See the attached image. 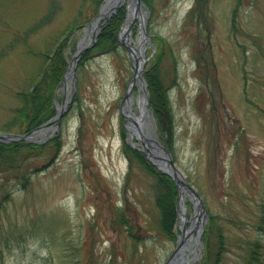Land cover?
<instances>
[{"label": "rangeland", "instance_id": "1", "mask_svg": "<svg viewBox=\"0 0 264 264\" xmlns=\"http://www.w3.org/2000/svg\"><path fill=\"white\" fill-rule=\"evenodd\" d=\"M52 1L58 4L52 21L30 29ZM141 1L145 28L135 18L129 32L133 40L147 37L141 77L151 127L160 139L148 76L170 98L172 119L163 112V122L171 136L162 143L207 213L196 262L208 257L214 264H251L247 250L258 242L257 264H264V0H201L194 12L196 0ZM79 5L80 0H0V131L15 133L3 129L18 105L15 91L37 79L43 52ZM123 21L113 48L93 50L76 63L56 157L46 163L52 152L33 156L25 187L11 178L0 188V264H165L173 252L179 195L170 237L159 226L156 177L125 147L138 142L127 133L125 102L131 95L132 111L139 114L144 86L133 81V63L120 38ZM84 26L73 33L77 43ZM76 44L65 51L63 72ZM58 87L61 102L60 81L55 92ZM55 133L46 132L45 140L33 137L34 143L48 142ZM119 210L128 224L117 222ZM185 211L193 212L188 198Z\"/></svg>", "mask_w": 264, "mask_h": 264}, {"label": "trees", "instance_id": "2", "mask_svg": "<svg viewBox=\"0 0 264 264\" xmlns=\"http://www.w3.org/2000/svg\"><path fill=\"white\" fill-rule=\"evenodd\" d=\"M149 4V0H144ZM201 0H196L193 9L195 11L200 9ZM103 0H80V5L75 13L74 17L70 19L62 31L55 36L54 41L51 44L49 50L43 52L46 55L42 66L38 71V77L32 80L26 88L15 91V98L18 101V105L12 108V115L4 125V130L15 131L17 133H25L31 129L37 127L41 123L45 122L55 114L54 92L57 84L61 80L63 70L66 66L67 56L65 51L68 49L73 50L75 47V40L73 33L85 25L91 20V18L97 14L99 6ZM58 4L56 1H52L49 9L46 13L35 22L30 29H40L44 25L49 24L57 10ZM125 16V8L121 6L117 9L116 13H113L110 18L106 20V23L101 27V30L96 38V43L89 50L85 51L78 63L87 59L90 52L95 50H104L113 48L117 43V33L120 29V25ZM160 43L166 44V41L159 37ZM3 54H0V58ZM149 79V91H150V103L154 110V115L159 121L162 138H167L170 141L171 136L170 127L164 124V113H168L169 122L172 119L170 98L168 92L162 89L159 82L153 78ZM59 99V98H58ZM164 121V122H163ZM170 126V124H169ZM168 148L167 144H164ZM61 146V134L55 133L52 138L45 143H33L26 140H15L7 143L0 142V188H6L7 182L11 178L15 179L22 187H25L30 181V173L32 169L27 167L29 160L33 156H43V152H52V156L46 163H50L51 160L56 157V154L60 150ZM127 151L135 158H140V162L144 167L153 173L156 177L153 184V190L155 193V203L160 212L159 226L163 232L167 233L170 237L173 236L172 224L175 221L176 216V201L177 190L174 181L166 174L157 170L147 159L143 158V153L136 148L125 144ZM38 169L39 166L34 167ZM5 190V189H4ZM116 220L120 225L128 224V219L119 210L117 212ZM261 226V225H260ZM131 226H129V229ZM263 230V227L261 228ZM132 235V233L130 234ZM204 240L208 241L206 233L203 236ZM254 247H248L247 261L251 264L261 263L259 255V243L253 242ZM208 257L195 264H209ZM211 262L210 264H214Z\"/></svg>", "mask_w": 264, "mask_h": 264}, {"label": "water", "instance_id": "3", "mask_svg": "<svg viewBox=\"0 0 264 264\" xmlns=\"http://www.w3.org/2000/svg\"><path fill=\"white\" fill-rule=\"evenodd\" d=\"M106 2V1H105ZM123 3V0H117V2L115 4H113L110 9L108 11H103V5H101L98 14L84 27V29L82 30V39L78 42V46L76 51L74 52L67 70H69L70 75L74 76V69L76 66V63L81 55L82 52H84L86 49H88L89 47L93 46L95 41H96V36L99 32V28L100 26L98 25V22L104 18V17H108L111 15L112 12H114L116 10V8L121 5ZM130 3L133 6V9L135 11V14L138 15V13L140 14V7L143 4L141 0H130ZM129 27V25H128ZM142 29L144 30L145 28V22L144 20H142ZM88 37V39L84 42L85 37ZM84 42L82 45L81 43ZM123 44L126 45V47L128 48V51L130 53V59L133 62L134 65V76L133 78H135L136 75L141 74L142 73V67L144 66V63L146 61V58H144V50L142 52V54H139L140 56H142V58L140 59V66H139V59L137 57V55H135V51L134 49L129 45V43L122 41ZM65 78L63 77V80ZM63 82V81H62ZM73 90H74V86L72 85L70 93H69V98L67 99V101H63L60 105L57 104V112L55 114L54 117H52L49 121L41 124L40 126H38L37 128L25 133V134H14V133H5V132H0V141L1 142H10L13 140H17V139H25V140H32L33 136H41L43 134V131H45L47 128V124L52 122L54 125L51 129H57L59 126V122H60V118L63 114V112L66 110V104L69 101L70 97H72L73 94ZM130 93V85L128 87V90L126 92V94L124 95V99L126 98V96ZM131 121L135 123L136 127L139 128L137 122H135L134 119H132L130 117ZM130 128V127H129ZM134 134V136L144 144V149L143 152L146 156V158L153 163L156 168L162 172H164L165 174H168L170 177L173 178V180L175 181L176 187L179 191V193L181 192V186L183 188H185L190 196L189 199L193 202V206H194V213L196 215V219L195 222L197 221V219H200V222L197 221L196 224H193V230H192V235L188 241L187 244H189V251H192V247L194 246H201V242H200V236L202 234L203 231V227H204V222L207 219V214H206V210L205 207L203 205V202L199 196V194L197 193V191L195 190V188L190 185L183 177L182 174L180 172V170L176 167L172 155L170 152H168L164 146L159 142V140L157 139V137L155 135H151L150 133H143L142 131H140L139 133V138L137 137V135L135 134V128L131 127L130 128ZM182 200V198H181ZM180 213L182 214L183 212L180 210ZM186 221V220H184ZM181 232L182 234L184 233V226L181 225ZM182 240L178 239L177 243H176V247L174 249V251L172 252L171 255L168 256L166 263L165 264H171V257L172 255L177 252L178 250H181L183 247V243H181ZM185 250H188V248H185Z\"/></svg>", "mask_w": 264, "mask_h": 264}, {"label": "bare ground", "instance_id": "4", "mask_svg": "<svg viewBox=\"0 0 264 264\" xmlns=\"http://www.w3.org/2000/svg\"><path fill=\"white\" fill-rule=\"evenodd\" d=\"M126 0H124L125 2ZM117 2V0H106V2L103 5V11H108L110 9V7L115 4ZM127 6H128V16L126 19L125 24H128L132 18L135 15V11L133 9L132 4L130 3V0H127ZM142 8H144L143 6H141L140 9V16L141 19H143L144 15H145V10H143ZM139 15V13H138ZM125 30H127L126 26H124ZM124 30V31H125ZM124 38L130 42L131 47L134 49L135 54L137 55L138 59L140 60L142 58V56H140L139 54H142L144 47H145V41L146 38L143 34H139L138 37L133 40L130 36L131 34L129 33V31L124 33ZM143 78L140 75H137L135 80L141 83V86H144V82L142 80ZM132 101L133 98L132 96H129V98H127L126 103H125V110H127V114L130 115L131 117H133L141 126L142 129H144L145 131H148L149 127L152 126V118L148 112V109L146 107L145 104V95L142 94L139 98H138V105L140 107V113L136 114L132 111ZM46 133V132H45ZM44 133V134H45ZM129 135H133L132 131L129 130ZM182 177L183 174H182ZM183 192L182 193V201L180 202V208L181 211L183 212L182 214L180 213V224L187 218L185 217V210H186V206H185V199L186 197L190 196L189 192L185 189L182 188ZM192 202H194L192 200ZM196 219V215L193 212L191 214V218L189 219L190 221V226L184 229V233L182 235L179 236V238H181L183 243V247L181 250H178L177 252H175L171 258V264H190V262L196 257L199 256V251L197 246L192 247V251H189V244L188 241L192 235V230H193V224H196L197 221L195 222ZM185 248H188V250H185Z\"/></svg>", "mask_w": 264, "mask_h": 264}]
</instances>
